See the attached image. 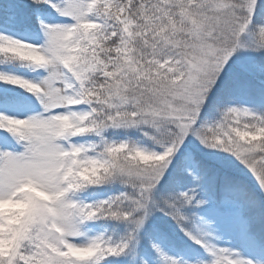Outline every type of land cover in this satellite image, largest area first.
<instances>
[{
    "label": "snow or ice",
    "instance_id": "obj_1",
    "mask_svg": "<svg viewBox=\"0 0 264 264\" xmlns=\"http://www.w3.org/2000/svg\"><path fill=\"white\" fill-rule=\"evenodd\" d=\"M0 264H264V0H0Z\"/></svg>",
    "mask_w": 264,
    "mask_h": 264
}]
</instances>
